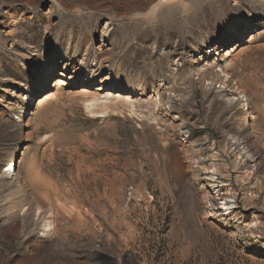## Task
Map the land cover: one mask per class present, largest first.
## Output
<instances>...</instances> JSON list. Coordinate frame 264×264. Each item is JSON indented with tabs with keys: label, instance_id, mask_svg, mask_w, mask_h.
<instances>
[{
	"label": "rangeland",
	"instance_id": "1",
	"mask_svg": "<svg viewBox=\"0 0 264 264\" xmlns=\"http://www.w3.org/2000/svg\"><path fill=\"white\" fill-rule=\"evenodd\" d=\"M157 1L181 10L158 20V11L151 12ZM260 1L0 0V12L6 6L25 11L14 37L0 32V87L7 80L20 83L29 93L25 104H37L50 92L35 87L39 79L25 66L27 51L42 43L46 28L60 37L64 49L69 42L91 64L107 24L100 69L118 67L119 84L131 73L141 87L132 96L133 109L122 103L106 115L92 114L85 106L105 93L97 92L99 83L65 88L51 102L34 107L32 120L23 106L0 115V161L19 162L13 181L20 187L12 196L10 219H0V264H111L105 257L116 264H264ZM250 14L260 22L245 32L246 44L225 57L223 50L211 51L215 64L206 77L198 76L204 64L199 53L242 33ZM208 85L240 99L229 104L218 93L209 101L204 96ZM155 94L164 98L158 109L152 106ZM169 94H191L195 103H185L176 120L177 111L165 109ZM241 101L248 107L249 126L240 124ZM182 124L196 139L214 142L211 159L218 157L214 152L228 154L227 136L247 137L259 169L250 181L232 188V196L244 198L236 217L223 215L218 202H212L201 172L174 142ZM211 159L206 169L216 163ZM219 161L213 167L228 178V169H236L232 157ZM45 221L50 232L41 239Z\"/></svg>",
	"mask_w": 264,
	"mask_h": 264
},
{
	"label": "bare ground",
	"instance_id": "2",
	"mask_svg": "<svg viewBox=\"0 0 264 264\" xmlns=\"http://www.w3.org/2000/svg\"><path fill=\"white\" fill-rule=\"evenodd\" d=\"M264 8V0L260 1ZM54 4V1L52 2ZM235 4V3H234ZM2 8V7H1ZM13 8V7H12ZM151 12L158 11L156 13L158 20L162 19L164 16H167L168 12L171 10L180 11L181 7L177 4H163L158 2L151 8ZM149 11V10H148ZM150 12V13H151ZM0 32L4 35L14 37L17 31V24L25 19V11L23 8L17 10L11 9L6 6L1 9L0 12ZM172 13V12H171ZM147 14V13H146ZM155 14V13H154ZM148 17V16H147ZM146 18V17H145ZM250 21L244 24L243 32L240 34H232L227 39L215 43L209 46L207 49H204L203 52H200L201 56L199 61L203 64L197 71V75L200 77H206L209 74L210 67L215 64V59L210 62L209 53L216 52L218 50L224 51V57L230 55L231 52L237 51L240 47H243L246 44L247 38L245 37V32L250 28L259 26V18L254 14H250ZM32 19V17H29ZM150 23V22H149ZM107 24L101 32V40L95 48V57L93 62L88 63L84 56L76 55V46L70 47V43H67V47L64 49L60 37H53L50 28H46L47 32L43 38L42 43H38L30 47L27 51V59L25 66L29 68L30 73L39 79V83L35 85L39 90H44L49 88L48 81L52 79L53 75L57 76L59 79L63 80L61 83L59 80L55 81L51 86L50 92L43 95L41 100L37 104L24 103L23 98L29 97L24 91L23 86L20 83H17L13 80H7V86L0 87V105H2V110H0V115H5L11 113L16 107L23 106L25 109L28 108L27 116L30 117V120L35 116L34 107H41L51 102L57 95L64 93L65 88H77L84 87L89 89L99 83V88L97 92H105L104 94H96L93 98L86 102V108L96 115H106L110 112H117L118 105L125 103L131 109L134 107V101H132V96H138L141 92V87L136 80H134L133 75L126 74L124 80L125 84H119V68L118 67H107L100 69L101 61L98 59L100 53H102L105 46V39L107 37ZM69 45V46H68ZM214 48V49H213ZM200 50V49H198ZM217 55V53L215 54ZM225 65V64H224ZM201 66V65H200ZM118 68V69H117ZM124 74V73H123ZM211 83V82H210ZM210 85V84H209ZM208 85V86H209ZM167 86V83L161 84V87ZM26 88V87H25ZM220 87H207L204 93V96L207 100L212 101L219 96L218 93H221V98H226L227 103L235 104L239 101L240 98L231 97L228 98L226 95L222 94L219 91ZM223 89V88H222ZM84 92V91H81ZM239 92V91H238ZM124 94H129L131 96H124ZM241 93L239 92V95ZM34 95V93H33ZM32 96V94L30 95ZM243 99L245 96H241ZM164 98L159 97L158 94H155L152 99V106L155 109H158L161 106H164L162 102ZM246 101V100H245ZM195 103V98L193 95H183L182 97L176 98L174 95H168L165 102V109L167 113H170L172 110L177 111V115H174V119L182 118L183 114V105L185 103ZM241 105V106H240ZM237 108L240 111V124H246L249 126L250 117L248 116V107L246 102H239ZM22 122L20 117L17 118V123ZM179 125H177L178 127ZM254 131V130H253ZM19 164V163H18ZM14 172V171H13ZM15 177L16 173L14 172ZM207 187V186H206ZM211 199V198H210ZM217 203L216 201H212ZM232 209V210H231ZM235 206L230 200H226L223 205V215L234 216L238 214L235 210ZM210 218H215V215L211 212ZM221 218V217H220ZM50 232V224L45 221L43 225L42 232L39 236L41 239H47L48 233ZM39 264V263H38ZM124 264L125 260H124Z\"/></svg>",
	"mask_w": 264,
	"mask_h": 264
},
{
	"label": "built area",
	"instance_id": "3",
	"mask_svg": "<svg viewBox=\"0 0 264 264\" xmlns=\"http://www.w3.org/2000/svg\"><path fill=\"white\" fill-rule=\"evenodd\" d=\"M207 138L204 136L201 139H196L191 130L182 124L177 127V134L173 140L188 153L189 161L193 163V168L197 169L198 173L201 172L203 183H207L206 186L211 199L218 202L219 208L224 213L223 205L226 200L232 201L235 208H237L238 201L244 199L242 195L232 196V188L237 187L239 184H244V180L250 181L257 173L259 165L250 150L247 137L239 135L227 136L224 146L227 148L228 154L221 157L217 152H214L213 155L219 157L214 159H211L208 154L214 149V142L209 145ZM230 156L233 159L232 164L236 169H228V178H224L217 172V168L213 166L218 165L217 163L220 162L219 159L221 158L226 162L227 159H230ZM210 159L212 161L215 160L216 163L208 164L209 169H206V166L203 165H206ZM18 163L16 159L7 160L2 171L3 176L10 180L15 179L14 172L17 173Z\"/></svg>",
	"mask_w": 264,
	"mask_h": 264
},
{
	"label": "crops",
	"instance_id": "4",
	"mask_svg": "<svg viewBox=\"0 0 264 264\" xmlns=\"http://www.w3.org/2000/svg\"><path fill=\"white\" fill-rule=\"evenodd\" d=\"M4 166L5 160L0 161L1 170H3ZM19 188L13 180L7 179L6 177L0 181V206L4 209L3 212H0V219H10L9 212L13 206L12 196L14 192L19 191Z\"/></svg>",
	"mask_w": 264,
	"mask_h": 264
},
{
	"label": "snow or ice",
	"instance_id": "5",
	"mask_svg": "<svg viewBox=\"0 0 264 264\" xmlns=\"http://www.w3.org/2000/svg\"><path fill=\"white\" fill-rule=\"evenodd\" d=\"M60 81L61 83H63L62 79H59L57 76L53 75L52 79L48 81V87L51 90V85L53 84L54 81ZM0 110H2V105H0Z\"/></svg>",
	"mask_w": 264,
	"mask_h": 264
},
{
	"label": "water",
	"instance_id": "6",
	"mask_svg": "<svg viewBox=\"0 0 264 264\" xmlns=\"http://www.w3.org/2000/svg\"><path fill=\"white\" fill-rule=\"evenodd\" d=\"M107 260H109L110 262H111V264H116V260H112L111 258H109V257H105Z\"/></svg>",
	"mask_w": 264,
	"mask_h": 264
}]
</instances>
